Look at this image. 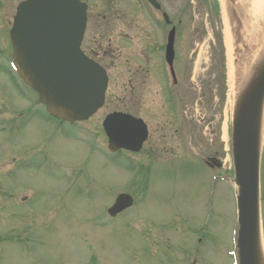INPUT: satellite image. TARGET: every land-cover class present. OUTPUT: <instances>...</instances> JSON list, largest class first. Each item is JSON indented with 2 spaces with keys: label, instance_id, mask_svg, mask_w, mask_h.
Instances as JSON below:
<instances>
[{
  "label": "rangeland",
  "instance_id": "374dc122",
  "mask_svg": "<svg viewBox=\"0 0 264 264\" xmlns=\"http://www.w3.org/2000/svg\"><path fill=\"white\" fill-rule=\"evenodd\" d=\"M17 1L3 0L1 16L4 17L5 12H9L11 16ZM184 1L180 0L179 4ZM175 2L171 0V3ZM208 2L211 6V1ZM189 4L186 6L195 9L191 13L188 9L184 21L187 22L185 24L188 31L193 29L197 33L198 46L196 51H192L195 59L192 76L193 84H196L197 78L199 92L203 97V104L200 103L198 111L193 112L189 102H186L185 107L179 104L181 108H170L169 105L164 108L163 99L156 93L154 97L149 98L145 93L144 97L139 96L135 103H128L126 96L113 97L111 95L120 92V86L123 85L122 80L118 82L117 78L109 88L110 104L98 115L101 118L106 110L125 108L132 114L147 119L154 141L151 139L149 148L147 145L146 151L131 159L132 165L126 164V159L122 158L123 163L134 166L135 171L137 166H140V172L136 175L141 174L142 178H137L136 184L131 180V175L111 172L109 166H104L103 156L84 151L85 145L72 139L71 134L63 133L62 128L55 130V121L45 118L42 111L30 115L27 119L19 117L16 121H9L10 129L3 130L0 123V179L7 180L1 199H10L17 179L18 198L25 203L17 206L16 221L22 224L23 231L27 234L13 238L10 244L0 247V264H86L94 255L100 264H164L163 255L160 254V237L167 234L165 229L168 228L164 229L162 225L172 222V217L179 220L180 226L177 228L183 229L184 233L182 236L178 235L182 242L174 251L176 259H184L179 257L181 252L197 249L196 256L202 258L198 264L232 263L230 252L233 251L231 239L235 228V213L233 196L227 189V186L233 189L230 180L215 183L211 199L213 205L210 225L204 229L205 232L199 234L200 237L204 236L205 243L202 247L195 244L199 232H196L197 225H201L202 217H206L208 208V176L229 177L232 165L225 150L221 121L218 119L219 123L215 120V123L213 122L212 106L209 102L212 96L209 84L212 85L213 78L219 77L222 71L220 65L215 68L210 66L211 25L208 24V18L212 21L215 16L213 11L206 10L201 0H191ZM177 9L178 6H173L168 8L167 12ZM221 13L224 14L223 9ZM260 15L264 18L263 11ZM5 19H2V23ZM7 19L11 21V18ZM249 21L247 16L248 24ZM222 29L224 34L223 21ZM254 31L259 32L258 35H264V28L258 22ZM7 36L8 33L5 37L9 41ZM213 70L215 71L212 72ZM111 73L112 78L117 77L114 71ZM136 84L134 81L135 93L142 95V88L136 89ZM18 97L19 94L12 88V82L7 78H0V98L3 99L0 100V110L13 112L9 107L16 105ZM149 104L156 107L155 112H144L145 105ZM220 114L222 117V111ZM196 120L199 122L197 128L193 127L198 124ZM91 121L86 122L85 126L97 128L98 117ZM161 125L164 129H160ZM171 127L178 130L182 128L183 132L184 128L198 129L200 140L182 141L181 132L174 134L170 130ZM158 130L160 134L156 133ZM164 133L165 140L158 141L157 137ZM91 142L95 144V141ZM98 142L100 143L96 149L104 151L105 141ZM214 153L219 157L220 168L204 171L200 156ZM105 156L107 160L117 159ZM15 157L17 160L21 159V162L13 165V170L5 169L8 163L14 164ZM118 157L120 158V155ZM54 176L59 178L58 186L51 180ZM80 177H84V187L79 185ZM262 184L264 185V178ZM142 186L147 189L145 198L142 195L137 197L138 200L128 213L103 227L100 220L102 212L104 216L106 207H109V201L106 200L111 198L112 190L115 193L129 190L139 195ZM262 188L263 194L264 187ZM92 191L93 199L90 198ZM92 200L94 202H91ZM145 203L150 204L146 206ZM108 220L104 217V221ZM12 222L14 224L15 221ZM9 228V225H5L2 230ZM262 229L264 242V201ZM145 237L155 244L156 248L153 245L151 248ZM177 244L178 240L176 246ZM156 257L162 263H158ZM189 262L183 260L182 264Z\"/></svg>",
  "mask_w": 264,
  "mask_h": 264
},
{
  "label": "water",
  "instance_id": "95a60500",
  "mask_svg": "<svg viewBox=\"0 0 264 264\" xmlns=\"http://www.w3.org/2000/svg\"><path fill=\"white\" fill-rule=\"evenodd\" d=\"M77 9L74 0H30L18 8L11 32L19 73L38 92L40 101L49 111L67 121L86 120L91 116L101 106L106 88L103 72L78 56L77 46L84 22ZM56 11L60 14L54 16ZM63 13L72 19L70 47L65 46V41L54 31L57 25L53 26L51 22L55 17H62ZM167 55L171 60L170 49ZM256 67L253 84L237 103L232 132L234 174L238 187L236 249L239 264H264L260 242L257 155L264 100V57ZM112 117H107L104 122L110 148L138 151L145 138L143 124L132 122L137 123L136 129L143 136L132 145L129 141H115L118 124L112 122ZM115 120L119 121V118ZM130 205V197L120 195L109 213L114 216Z\"/></svg>",
  "mask_w": 264,
  "mask_h": 264
},
{
  "label": "flooded vegetation",
  "instance_id": "af4514ba",
  "mask_svg": "<svg viewBox=\"0 0 264 264\" xmlns=\"http://www.w3.org/2000/svg\"><path fill=\"white\" fill-rule=\"evenodd\" d=\"M79 1L86 6V29L81 43L84 55L107 71L125 67L129 83L137 72H156V81L151 84L159 87L158 94L163 97L165 108L166 96L160 87L158 65L166 44L167 22L163 16L166 15L167 0H156L160 7L157 10H151L145 0ZM180 28L175 27V45ZM181 36L184 37L182 32ZM186 38L192 43L194 36ZM124 86L123 93L127 92Z\"/></svg>",
  "mask_w": 264,
  "mask_h": 264
},
{
  "label": "bare ground",
  "instance_id": "6f19581e",
  "mask_svg": "<svg viewBox=\"0 0 264 264\" xmlns=\"http://www.w3.org/2000/svg\"><path fill=\"white\" fill-rule=\"evenodd\" d=\"M262 4H263V0H255L254 1V5H255V11H254L255 20H259L260 19L261 12L262 11L264 12L263 5ZM257 33H259V32H257V31H254L253 32V34H254L253 36H254V39L255 40L258 39V37H257L258 34ZM225 44H226L227 48H229V42H228L227 36H225ZM228 65H229V61H227V66ZM229 74L230 73L228 71V74H227V83H228V89H229L228 90V97H229V95L231 93V85H232V76L229 75ZM226 108H228V106H226ZM261 124H262V126L264 128V108H263V116H262ZM223 136L225 138V133H223Z\"/></svg>",
  "mask_w": 264,
  "mask_h": 264
}]
</instances>
